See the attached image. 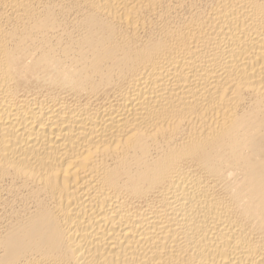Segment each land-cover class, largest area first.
<instances>
[{
  "label": "bare ground",
  "instance_id": "1",
  "mask_svg": "<svg viewBox=\"0 0 264 264\" xmlns=\"http://www.w3.org/2000/svg\"><path fill=\"white\" fill-rule=\"evenodd\" d=\"M0 264H264V0H0Z\"/></svg>",
  "mask_w": 264,
  "mask_h": 264
}]
</instances>
